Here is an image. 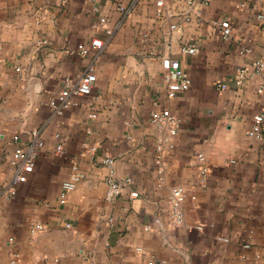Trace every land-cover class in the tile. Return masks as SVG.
<instances>
[{
  "label": "crops",
  "instance_id": "obj_1",
  "mask_svg": "<svg viewBox=\"0 0 264 264\" xmlns=\"http://www.w3.org/2000/svg\"><path fill=\"white\" fill-rule=\"evenodd\" d=\"M203 2L0 0V264H264V138L252 130L264 111V68L253 67L264 62V0ZM93 38L102 48L81 54ZM190 43L197 54L182 52ZM164 56L180 60L188 90L167 77ZM92 63V93L73 96ZM67 99L57 113L53 102ZM162 108L181 125L159 164L157 139L171 136L152 121ZM34 129L45 145L13 186L22 163L14 152L32 144ZM107 151L114 177H133L116 198ZM73 164L86 177L63 199ZM177 185L186 191L182 223L170 211ZM31 221L47 228L33 234Z\"/></svg>",
  "mask_w": 264,
  "mask_h": 264
},
{
  "label": "built area",
  "instance_id": "obj_2",
  "mask_svg": "<svg viewBox=\"0 0 264 264\" xmlns=\"http://www.w3.org/2000/svg\"><path fill=\"white\" fill-rule=\"evenodd\" d=\"M168 0H157V4L162 7L165 6V3ZM189 4H193L194 0H186ZM208 3L207 0H204L203 4ZM123 8V7H121ZM219 25L221 26L223 30L224 37L226 39H231L233 34V24L231 21V18L225 17L219 22ZM172 27L175 28L176 24H172ZM109 33H112L113 30H108ZM103 46V40L100 38H93L91 45L86 44H80L79 46V52L81 54L87 55L91 53L96 48H102ZM182 52L189 53V54H197L200 51L199 46L196 44H184L181 47ZM246 51H250V48H246ZM161 64L163 68L168 72L167 77L169 79H177L180 82V87L183 90H188L192 84L191 76L187 71L184 70L181 62L179 59L172 58L170 56H164L161 59ZM256 72H260L264 68V62L263 61H257L253 65ZM18 70H21V67H18ZM240 73V79L238 80V83H241L242 78L245 77L247 74V70L243 67L239 68ZM97 80V68L94 63L90 64L87 68V71L84 72L78 82L71 86V94L73 96H83L91 94L93 91V86ZM225 83H219V87H225ZM259 91H264V86H261L259 88ZM170 95H174V92H171ZM74 102L72 99H67L62 104H57L56 102H53V106L55 107L57 113L63 114L65 109L73 104ZM255 124L253 126V133L256 134L258 138H264V111L259 112L255 114L254 116ZM152 121L157 126H162L164 128H168V132L171 136L165 137V136H159L157 139V151H158V159L157 162L159 164L163 163V155L166 152V148H174L176 146V136L178 135L179 128L181 125V119L171 111L169 108H162L160 110H154L152 112ZM32 134V144L26 148V147H19L14 152V158L17 161H21V166L19 168H16V174L13 179V186L17 184L18 182L25 181L27 179L28 172L33 171L35 167V162L37 158V148L36 147H42L45 145V141L41 135L40 129H34L31 131ZM57 150L59 152L62 151V145L57 146ZM198 157L205 161L206 157L204 153L198 152ZM115 156L107 151L104 154L103 162L105 166L109 169V173L106 176V180L109 184L108 188V196L109 198H116L119 195L122 194L124 186L126 184H130L133 182V177L128 176L124 181L117 180L114 177V170H115ZM209 172L208 165L204 162L200 166V176H201V182H205L206 176ZM86 177L85 172L80 168L78 164H73V171L67 180H64L62 182L61 186V196L63 199H66L71 192H73L78 184ZM12 186V187H13ZM12 192H15V189H12ZM131 194L133 196H138L137 190H132ZM186 199V191L183 186L177 185L173 186L169 195V201H170V211L171 215L173 217V220L176 223H182L184 221V202ZM69 225V224H68ZM47 228V225L43 222L38 221H31L30 222V229L33 234L40 232L42 230H45ZM10 240H13L11 237ZM228 240V239H224ZM247 246H249L247 244ZM142 247H138V251H142ZM16 256L17 254H14L13 263L16 262Z\"/></svg>",
  "mask_w": 264,
  "mask_h": 264
}]
</instances>
